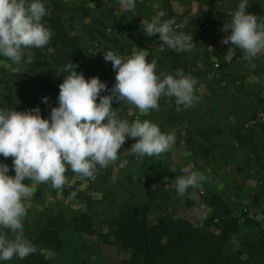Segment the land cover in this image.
I'll return each instance as SVG.
<instances>
[{
  "label": "trees",
  "instance_id": "trees-1",
  "mask_svg": "<svg viewBox=\"0 0 264 264\" xmlns=\"http://www.w3.org/2000/svg\"><path fill=\"white\" fill-rule=\"evenodd\" d=\"M199 1L212 7L217 14V21L221 23L231 21L232 11H236L241 2ZM42 2L49 13L44 17V23L54 35L44 47L24 49L23 60L19 64L0 55V109L29 111L39 107L42 118L48 119L51 108L58 107L59 84L68 75L64 71L66 64H77L76 71L85 76L96 68L94 61H98V57L104 59L107 51L128 57L132 55L129 48L132 49L133 44L137 43V48L142 49L146 36H143L141 27L134 30V24L129 32L130 37L117 36L114 30L106 35L107 27L104 23L97 25L89 18L84 20L90 13V7L81 0ZM162 2L166 4L167 0ZM248 3L247 13L264 17V0H248ZM126 11L129 14L130 11ZM207 22L203 20L200 24L206 28L204 25ZM178 30L182 31L181 28ZM236 49L237 55L243 56L240 49ZM145 53L149 62L152 55L153 59L159 58V62L165 60L160 59L161 56H155L162 52L147 49ZM29 56L32 57V63H27ZM252 63L255 67H250L247 62V69L254 73H264V53L258 55ZM106 67V71L101 70L100 80L106 84L108 91L101 95L110 94L112 89L105 77L115 75L111 62H107ZM45 97L47 103L43 100ZM255 97L258 101L256 107L263 106L264 96ZM112 107L117 108L118 118L129 122L136 120L132 114L126 112L124 105L113 102ZM140 115L139 120H146L147 114ZM241 115L230 132L235 146L242 153L234 168L239 173L246 171L245 169H253L256 186L252 192L242 196L220 190L211 192L208 198L202 199L207 208V217L194 223L185 213L174 212L173 200L161 193L163 163L174 149L171 148L172 152L168 151L159 157H139L130 152L127 155L128 161L121 168L123 181L128 184L135 183L136 188L142 190V195H137L136 200L131 199V196H122L114 202L113 195L120 194L121 187H115L111 191L106 185L103 192H99L96 181L87 182L91 183L89 186L95 191L85 193L76 183H72L58 190L61 197L67 196V199L80 202L79 206L71 207L67 201L58 198L45 199L47 195H54L57 191L50 183L35 184L37 189L32 200L42 205L26 207L27 215L23 227L25 237L37 248V252L25 259L14 257L8 261L0 260V264H264V156L258 152V147L264 144V138L259 141L252 137L257 130L264 135V127L258 121L245 124L251 115H256L255 111L247 115L242 110ZM156 125L165 130L164 123ZM199 131L204 138L209 134L206 127L196 125L195 137H199ZM176 140L177 137L174 139L175 144ZM135 142L131 138L129 147ZM204 152H207L206 149L202 150L203 154ZM202 153L197 156L203 161L201 167L207 162ZM0 163L7 164L12 169V158L0 155ZM166 167L167 164L165 169ZM108 172L109 170L106 171L107 175ZM69 173L74 174L70 168L66 174ZM151 184L153 186L147 189ZM190 189L183 197L176 198L182 202L183 211L190 210L197 204L189 196ZM73 192L76 193L75 196L71 195ZM230 194H234L232 198H229ZM243 196L247 198L245 204L241 202ZM102 201H105L106 207L97 213L95 205ZM0 231L7 233L9 238L13 235L6 229ZM100 244H111L115 253L110 257L102 256L97 250Z\"/></svg>",
  "mask_w": 264,
  "mask_h": 264
},
{
  "label": "clouds",
  "instance_id": "clouds-1",
  "mask_svg": "<svg viewBox=\"0 0 264 264\" xmlns=\"http://www.w3.org/2000/svg\"><path fill=\"white\" fill-rule=\"evenodd\" d=\"M120 3L127 10L135 8V0ZM248 4V0H241L230 23L224 25L230 34L222 42L240 49L242 59L254 68L252 61L264 53V23L246 12ZM48 14L42 0H0V55L19 64L24 49L48 45L54 35L44 23ZM182 27L175 18L163 22L153 18L146 23L144 34L158 35L175 51H191L192 34L179 32ZM104 60L115 70V84L108 95H101L108 91L104 82L97 77L85 79L76 71L78 65L69 62L64 67L68 75L59 84L58 107L51 108L50 118H42L39 107L29 111L0 109V155L12 158L15 172L8 175L9 166L0 163V229L13 234L9 238L0 231V260L25 259L37 252L24 235L25 199L33 195L32 187L23 183L25 179L35 184L50 183L52 188L62 190L68 183L65 174L69 168L82 178H93L97 166L106 168L118 159L127 138L136 140L130 152L139 157H159L170 151L174 134L162 132L149 120L118 118L113 102L122 101L148 113L159 110L162 97L174 98L177 111L198 101L196 78L181 69L175 75L158 73L156 59L149 62L143 50L128 57L107 51ZM32 62L29 56L27 63ZM43 100L47 103V97ZM182 171L184 175L176 178V191L181 197L206 179L199 171L187 167ZM206 217V212L201 214V219Z\"/></svg>",
  "mask_w": 264,
  "mask_h": 264
},
{
  "label": "rangeland",
  "instance_id": "rangeland-1",
  "mask_svg": "<svg viewBox=\"0 0 264 264\" xmlns=\"http://www.w3.org/2000/svg\"><path fill=\"white\" fill-rule=\"evenodd\" d=\"M81 1L90 7V13L84 20L89 18L97 25L104 23L107 27L105 28L106 35H110L114 30V34L117 36L130 37L129 32H131V26L134 24L133 29L137 30L141 27L143 36H146L144 34L145 25L151 22L153 18L159 19L161 22L175 18L177 24L184 25L181 28L182 31L178 30L179 32L187 35L192 34L194 47L191 51H175L160 41L158 35L150 38L146 36L144 42L153 40L152 45L147 46V44H144L142 46V50L145 52L149 49L152 52L159 51L163 53L165 58L163 62L156 59L158 73L175 75V71L181 69L185 75H191L197 80L195 95L198 101L193 106L186 109L182 107V110L177 111L174 98L172 103H169L170 100L165 98L163 104L159 106V110H150L145 116L146 120L154 124L164 123L165 130H161V128L160 130L164 133L174 134V139L177 137L176 144L173 143L171 147L174 152L168 154L165 158V163H163L164 176L160 179L163 181V191L161 193L173 200V211L183 212L191 221L198 223L201 220V214L207 210L203 198H208L211 192L220 190L224 193L232 192L241 196L247 192H252L256 186V178L252 174L253 169H245L246 171L243 170L244 173H239L234 168L242 153H239L234 139L230 137V132H232L233 124L242 117V110L247 115L254 111L256 113L255 116L251 115L245 121V124L258 121L263 123L264 127V120H262L264 105L257 108L258 101L255 97L256 95L264 96V73H262L263 71L259 73L251 72L246 67L248 61L243 60L242 55H237L238 51L231 45V42L229 44L222 42L223 38L230 34V30H224V25H228L230 22H218L217 14L213 11V8L199 0H167L168 4H163L162 0H150L143 3L136 1L135 6L142 7V10H140L141 17H139V12L137 16V10L135 9L129 10L131 14L130 12L129 14L126 13V11L122 16L125 7L120 3V0ZM158 4H160V7ZM255 16L264 23V17H259L257 14ZM203 20L208 21L207 24L204 23L206 28H203L200 24ZM137 47L138 44L136 43L133 44L132 49L129 48L130 51L132 50V54L142 51L141 48L138 49ZM196 54L198 57H194ZM153 58L152 55L149 60L152 61ZM93 64H96V68L85 74V79L92 77L100 79L101 70L106 71L107 62L104 59L98 57V61L96 59ZM91 65L89 64L90 68H92ZM105 80L113 87L115 75L106 76ZM119 103L128 108L132 107L129 112H131L134 119H140L141 112L133 105L126 106L122 101ZM196 125L204 126L209 130L206 138L202 136L201 131H199L201 134L198 133L199 137L194 136ZM263 136L260 130L252 134L253 139L259 141L264 138ZM189 137L190 139H188ZM202 138L205 140H202ZM130 142L131 138H127L126 143L119 150L118 159L108 167L100 168L99 173L97 172L98 174L93 177L94 180L69 173L65 174L68 179L66 185L76 183L75 185L85 193H93L95 190L89 186L91 183L87 184V182L96 181L99 192H103L106 185L111 191L115 187L122 188H120L122 190L120 194L115 193L113 195L114 202L122 196H131V199L136 200L137 195L143 194L142 190L137 189L135 183L128 184L124 182L123 169H121L124 162L128 161L127 155L131 154ZM203 149L207 151L204 154L202 153ZM258 152L261 156H264V144L258 147ZM201 153L207 159L203 167H201L202 159L197 158ZM128 165L129 163H127ZM185 167L193 171H199L206 177L204 181L198 182L197 187L190 189L189 196L197 204L187 211H183L182 202L176 199L179 195L176 191L175 180L177 177L184 175L182 169ZM107 170H109V175L106 174ZM7 174L14 176V169H9ZM77 178L81 179L75 180ZM28 182L31 184L34 193L37 186L28 179L23 181L25 184ZM151 186L153 185L151 184L146 188L149 189ZM58 192L57 190L54 195H47L45 199L58 198L61 201H67L71 207L80 205V202L75 199H67V196L61 197ZM233 195L230 194L229 198H232ZM97 196L99 195L97 194ZM246 201L247 198L243 196L241 199L242 204H245ZM104 202L95 205L97 213L105 209L106 203L104 204ZM41 205L42 203L33 201L32 196L25 199V207H39ZM87 240H89L88 237ZM97 250L102 256L110 257L115 253L111 244L104 246L100 244Z\"/></svg>",
  "mask_w": 264,
  "mask_h": 264
},
{
  "label": "crops",
  "instance_id": "crops-1",
  "mask_svg": "<svg viewBox=\"0 0 264 264\" xmlns=\"http://www.w3.org/2000/svg\"><path fill=\"white\" fill-rule=\"evenodd\" d=\"M136 1H138V2H140V3H143V2H145V1H150V0H135V2ZM158 6L160 7V4H158ZM135 10H137V16H138V12H139V14H140V10H142V7H139V6H135V8H134ZM127 9L125 8V11H126ZM125 11L123 12V13H125ZM139 17H141V14H140V16ZM132 19H133V16H132ZM152 42H153V40L152 41H148V42H145V44H147V46H151L152 45ZM151 43V44H150ZM143 48V47H142ZM142 50V49H141ZM161 53V52H160ZM155 56H156V58L159 56H161L160 57V59L161 58H164V55H163V53H161V54H158V55H156L155 54ZM158 60H159V58H158ZM112 72H114L115 73V70L114 71H112ZM113 76H114V74H113ZM111 88H112V86H110ZM167 99V97H162L161 98V100L159 101V105H161V104H163V101H164V99ZM172 101L173 100H170L169 101V103H172ZM119 103V102H118ZM127 106V105H126ZM131 109H132V107H130V108H128V107H126V112H128L129 114H131V112H129V111H131ZM141 114H146V113H141ZM125 151H127L126 149H125ZM28 184L29 185H31L29 182H28Z\"/></svg>",
  "mask_w": 264,
  "mask_h": 264
}]
</instances>
